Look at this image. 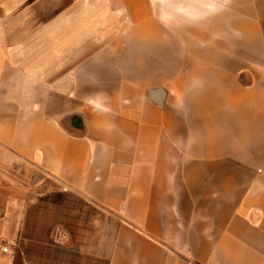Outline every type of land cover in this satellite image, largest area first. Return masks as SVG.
I'll list each match as a JSON object with an SVG mask.
<instances>
[{"label": "crops", "instance_id": "crops-1", "mask_svg": "<svg viewBox=\"0 0 264 264\" xmlns=\"http://www.w3.org/2000/svg\"><path fill=\"white\" fill-rule=\"evenodd\" d=\"M44 188L98 233L49 239L28 216ZM2 246L264 264V0H0Z\"/></svg>", "mask_w": 264, "mask_h": 264}, {"label": "rangeland", "instance_id": "rangeland-1", "mask_svg": "<svg viewBox=\"0 0 264 264\" xmlns=\"http://www.w3.org/2000/svg\"><path fill=\"white\" fill-rule=\"evenodd\" d=\"M46 188H44L45 192L33 193L32 197L37 199V202L29 210L28 216L33 223L47 222L49 239L52 234L58 232V228L73 237L82 233V230L88 229L91 233H98L102 222V217L98 211L77 197L47 194ZM59 251L57 248L53 249L54 258L60 256L58 255ZM69 261L72 264L78 259L73 260V257H70ZM54 264L56 263L54 262Z\"/></svg>", "mask_w": 264, "mask_h": 264}, {"label": "built area", "instance_id": "built-area-1", "mask_svg": "<svg viewBox=\"0 0 264 264\" xmlns=\"http://www.w3.org/2000/svg\"><path fill=\"white\" fill-rule=\"evenodd\" d=\"M0 257V264H15L16 256L15 253L12 252L8 247L2 246Z\"/></svg>", "mask_w": 264, "mask_h": 264}]
</instances>
